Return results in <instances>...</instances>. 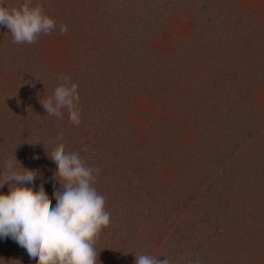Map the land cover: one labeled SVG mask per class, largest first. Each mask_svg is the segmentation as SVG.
Listing matches in <instances>:
<instances>
[{
    "label": "rangeland",
    "instance_id": "374dc122",
    "mask_svg": "<svg viewBox=\"0 0 264 264\" xmlns=\"http://www.w3.org/2000/svg\"><path fill=\"white\" fill-rule=\"evenodd\" d=\"M23 3L7 0L10 8ZM37 4L56 21L50 35L16 44L0 26V174L15 154L48 179L55 206L60 184L49 153L62 134L66 152L99 169L93 186L110 213L95 244L100 264H134L135 255L162 260L169 248L178 251L177 264H189L205 241L226 240L206 213L219 202L225 134L242 140L264 118V104L253 103L246 88L232 91L264 75V0H32ZM60 76L77 85L79 125L66 109L58 119L40 103ZM259 92L252 96L263 101ZM249 201L264 210V198ZM245 225L234 245L243 242L252 254L255 240L264 250V231L250 237L254 230ZM0 264L35 260L0 238Z\"/></svg>",
    "mask_w": 264,
    "mask_h": 264
},
{
    "label": "clouds",
    "instance_id": "9594fccd",
    "mask_svg": "<svg viewBox=\"0 0 264 264\" xmlns=\"http://www.w3.org/2000/svg\"><path fill=\"white\" fill-rule=\"evenodd\" d=\"M0 26L10 30L16 44H34L41 34L50 35L57 28L54 18L45 14L41 5L33 6L32 0L11 8L7 0H0ZM59 31L66 34L67 27L61 25ZM58 80L52 96L40 103L47 115L58 119L66 109L68 119L79 125L77 85L69 77L60 76ZM62 139L61 134L49 153L56 165L54 177L60 184V189L53 192L55 206L43 183L38 189L30 186L37 178L36 170L25 168L15 154L5 161L0 188L7 184L9 190L0 192V238L13 239L35 264H98L95 244L102 228L110 223L105 197L93 186V173L99 169L89 167L78 152H66L64 144L59 143ZM158 257L135 255L134 264H171L167 256L163 260Z\"/></svg>",
    "mask_w": 264,
    "mask_h": 264
},
{
    "label": "trees",
    "instance_id": "16d2710c",
    "mask_svg": "<svg viewBox=\"0 0 264 264\" xmlns=\"http://www.w3.org/2000/svg\"><path fill=\"white\" fill-rule=\"evenodd\" d=\"M242 83L243 84L239 85L238 88L235 87L234 90L232 89V91H236V95L246 88V95L253 99V103L256 102L257 105H259V103L264 104V96H262V93L264 95V75H260V77L250 76ZM258 90L261 91L259 92V97H261L263 101L253 98L252 96V94ZM260 111L264 115V105L260 107ZM225 135L227 142H223L219 147V151L225 152V156L219 161L217 166H219L220 163L225 165L221 166L223 172L220 171L215 177V180L219 182V202L215 206L216 209L212 207L214 204L211 205L212 208L209 209L206 216L210 214L214 219L213 221H216L215 232L217 230V236L226 240L218 241L213 236L210 240L205 241L207 247L201 245V255L199 253L197 257L193 256L188 258L190 259L188 263L195 264V261H197V264H263V244L258 245V248V242L252 240L250 248L251 246L253 248L256 247L257 252L250 254L243 249V242L234 245V239H243L245 230L243 231L242 227L246 228L245 224L247 223L251 224L254 230V232H249L248 228L250 237H252L255 232L257 233V230L259 232L264 231L263 226L258 223L262 220L263 215L261 212L264 214V210L259 209V203H251L249 201L251 197L259 198L260 196L264 198V118L260 120L257 118L256 122L249 126V129L247 126L246 133L242 137V140L238 139L240 141L236 140L232 142V137L227 134ZM27 151L30 153L32 150L29 149ZM1 158L2 156L0 155V161ZM22 165L24 166V164ZM25 168L31 169L26 166ZM36 179L37 180L30 185L34 189L39 187L41 183H43L44 188L46 185L48 187V184L45 182L48 179L40 180L39 177ZM3 187L9 190L7 184ZM124 190L125 189L122 191ZM202 193L203 192L200 190L197 194L196 197L198 201L204 196ZM133 198L135 199L134 195ZM196 204L197 203L193 205ZM213 226H215L214 223ZM241 230L242 232H239ZM203 240L204 239H202V242ZM169 242L170 239L167 243ZM170 250L169 248L166 254L160 257L163 260L165 259L164 256H167L171 264H177L178 251L175 252Z\"/></svg>",
    "mask_w": 264,
    "mask_h": 264
}]
</instances>
